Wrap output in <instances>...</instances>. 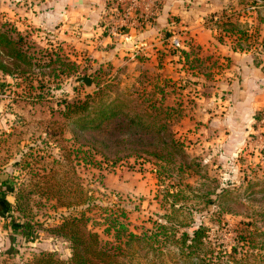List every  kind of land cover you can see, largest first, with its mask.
I'll list each match as a JSON object with an SVG mask.
<instances>
[{
    "label": "rangeland",
    "instance_id": "1",
    "mask_svg": "<svg viewBox=\"0 0 264 264\" xmlns=\"http://www.w3.org/2000/svg\"><path fill=\"white\" fill-rule=\"evenodd\" d=\"M192 1L181 5L183 15L193 9L217 44L234 52L264 50V0ZM208 3L214 12H203ZM26 4L0 0V25L18 29L16 5L24 15ZM228 19L236 26L224 27ZM19 28L44 66L37 62L26 76L0 72V194L15 202L20 187L32 191L36 227L34 239H26L16 209L9 201L1 207L0 264L27 263L41 252L69 260L71 244L46 231L82 214L86 228L111 245L125 249L129 233L141 237L119 258L127 264H264V114L244 129L237 114L226 112L231 61L218 54L224 50L209 53L193 35L174 43L171 30L150 31L151 45L128 48L118 37L92 47L88 39L98 41L110 26L90 37L33 22ZM79 77H90L92 85ZM106 86L164 98L163 106L174 110L167 123L188 155L184 170H163L145 156L115 160L89 143V132L76 138L72 119L52 118L64 100ZM197 229L201 242L192 247Z\"/></svg>",
    "mask_w": 264,
    "mask_h": 264
},
{
    "label": "trees",
    "instance_id": "2",
    "mask_svg": "<svg viewBox=\"0 0 264 264\" xmlns=\"http://www.w3.org/2000/svg\"><path fill=\"white\" fill-rule=\"evenodd\" d=\"M223 25L236 26L230 19ZM33 46L15 26L7 23L0 25V72L9 76H26L37 62V66H44L31 51ZM39 50V53L44 52L42 48ZM108 87L98 89L82 99L64 100L63 109L54 111L52 118L57 114L72 119L71 128L76 138L89 132V143L96 150L102 147L103 151L114 155L115 160H119L121 154L122 157L145 156L154 160L163 170L170 167L184 170L189 164L188 155L167 123L174 110L163 106L164 98L159 99L155 94L144 96L140 93L114 92ZM32 196V191L22 187L15 194V209L22 220L19 226L22 235L28 240L34 239L33 228L36 227V224L31 223L35 214ZM7 202L3 199L4 207H8ZM119 228L126 229L122 223ZM119 228L116 235L118 239ZM46 232L71 244V258L65 261L56 253L41 252L30 262L22 264H127L125 258L122 261L119 258L126 257V251L132 243L141 240L139 235L129 233L124 243L125 249L121 245L104 242L97 232L86 228L84 214L63 218L59 225L50 227ZM194 235L192 247L201 242L202 229L194 231Z\"/></svg>",
    "mask_w": 264,
    "mask_h": 264
},
{
    "label": "crops",
    "instance_id": "3",
    "mask_svg": "<svg viewBox=\"0 0 264 264\" xmlns=\"http://www.w3.org/2000/svg\"><path fill=\"white\" fill-rule=\"evenodd\" d=\"M19 1L21 0H17V2ZM22 1L23 3H27L26 12H24V15L20 14L19 5H16L17 10L14 13V21L18 26V30H20V25H28L33 22L42 29L51 30L52 28H57L55 29L56 31H62L63 33L67 31L68 34L77 33V29H79L80 35L90 37L96 34V32L103 34V28L110 26L108 29L109 33L107 32L101 35L98 41L88 39L92 47L94 44L99 46L109 39H116L117 37L120 42L125 40L124 45L128 48H133L141 44L149 46L151 44L145 38L149 37L147 34L150 31L156 34L163 30H171L176 35L171 39L174 38V43L177 44H179L177 36L190 35L192 37L193 35L195 38L194 43L201 46L203 50H208L209 53H212L213 50H224L222 54H218L229 57L231 64L226 69V72L230 75V82H225V89L227 88L229 90L228 92H230L227 93L226 97L230 108H226L225 110H227L226 112L230 111V113L239 116L242 122L239 127L244 129L248 128L246 122H257L260 116L264 114V50H259L257 53L255 51L234 52L221 44H217L213 37L214 32L206 28L209 23H200L202 18L195 14L193 16V9L188 10L183 15L181 5L188 1L193 3L192 0H165L161 6L160 1L158 10H155L152 16L145 14L142 19L138 20L133 15H131L129 20L120 19L114 11L115 6H117L114 0L111 2L110 0ZM186 5L188 6V3ZM120 7L121 10L125 6L122 4ZM202 9L204 13H207V11H215L214 6L209 3L205 7H202ZM105 19L107 23L104 21ZM67 22L69 23L67 24ZM183 24L184 29L177 32L173 31L175 28L183 26ZM203 38L206 41H203ZM119 47H122V44L115 48ZM218 83H224V81ZM6 199L12 205V210L15 209V202L10 201L9 197ZM2 201L3 197L0 194L1 217L4 213L1 208H4Z\"/></svg>",
    "mask_w": 264,
    "mask_h": 264
},
{
    "label": "built area",
    "instance_id": "4",
    "mask_svg": "<svg viewBox=\"0 0 264 264\" xmlns=\"http://www.w3.org/2000/svg\"><path fill=\"white\" fill-rule=\"evenodd\" d=\"M115 13L123 20H129L131 15L134 18L142 19L144 15L152 16L155 10H158L160 0H114ZM124 4L125 7L120 10V6Z\"/></svg>",
    "mask_w": 264,
    "mask_h": 264
},
{
    "label": "water",
    "instance_id": "5",
    "mask_svg": "<svg viewBox=\"0 0 264 264\" xmlns=\"http://www.w3.org/2000/svg\"><path fill=\"white\" fill-rule=\"evenodd\" d=\"M78 82L85 83L87 86L92 85V79L90 77H79L76 79Z\"/></svg>",
    "mask_w": 264,
    "mask_h": 264
}]
</instances>
